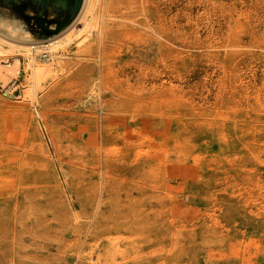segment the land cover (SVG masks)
<instances>
[{
	"label": "rangeland",
	"instance_id": "1",
	"mask_svg": "<svg viewBox=\"0 0 264 264\" xmlns=\"http://www.w3.org/2000/svg\"><path fill=\"white\" fill-rule=\"evenodd\" d=\"M93 4L2 47L0 264H264V0Z\"/></svg>",
	"mask_w": 264,
	"mask_h": 264
},
{
	"label": "bare ground",
	"instance_id": "2",
	"mask_svg": "<svg viewBox=\"0 0 264 264\" xmlns=\"http://www.w3.org/2000/svg\"><path fill=\"white\" fill-rule=\"evenodd\" d=\"M93 2L94 0H82L80 8L70 24L59 33L53 34L47 39L33 37L20 19L11 17L7 10L0 7V58L3 54V46L13 49L12 51H17L26 61L32 87H36L53 69V63L46 64L44 61L40 62L38 56L44 57L46 61L53 60L51 58L53 57V53H56L61 46L66 45L72 40L75 35L72 32L77 23L81 22L82 29L91 27L90 20H92L91 13L94 9ZM58 11V9L56 11V9L51 8L49 16H54ZM80 30L81 28L78 31ZM17 68V60L13 63H8L1 58L0 79L4 80L8 76L17 74Z\"/></svg>",
	"mask_w": 264,
	"mask_h": 264
},
{
	"label": "water",
	"instance_id": "3",
	"mask_svg": "<svg viewBox=\"0 0 264 264\" xmlns=\"http://www.w3.org/2000/svg\"><path fill=\"white\" fill-rule=\"evenodd\" d=\"M82 0H0V7L21 20L38 39L50 37L66 28L77 14ZM53 8L59 10L49 16Z\"/></svg>",
	"mask_w": 264,
	"mask_h": 264
}]
</instances>
